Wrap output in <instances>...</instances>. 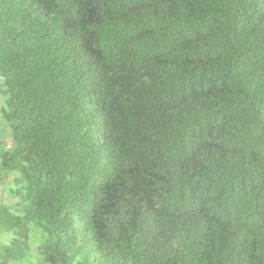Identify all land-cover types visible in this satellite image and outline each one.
I'll list each match as a JSON object with an SVG mask.
<instances>
[{
	"label": "trees",
	"instance_id": "trees-1",
	"mask_svg": "<svg viewBox=\"0 0 264 264\" xmlns=\"http://www.w3.org/2000/svg\"><path fill=\"white\" fill-rule=\"evenodd\" d=\"M0 96V264H264V0H0Z\"/></svg>",
	"mask_w": 264,
	"mask_h": 264
},
{
	"label": "rangeland",
	"instance_id": "rangeland-1",
	"mask_svg": "<svg viewBox=\"0 0 264 264\" xmlns=\"http://www.w3.org/2000/svg\"><path fill=\"white\" fill-rule=\"evenodd\" d=\"M1 100H2V97L0 96V105H1ZM1 116V114H0ZM7 129H6V126L4 125V123L2 122L1 118H0V139H4L5 138V135L4 133H6ZM9 141V139H8ZM1 191L2 189H0V195H1Z\"/></svg>",
	"mask_w": 264,
	"mask_h": 264
}]
</instances>
